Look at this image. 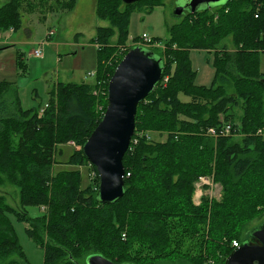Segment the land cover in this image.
<instances>
[{
  "label": "trees",
  "instance_id": "trees-1",
  "mask_svg": "<svg viewBox=\"0 0 264 264\" xmlns=\"http://www.w3.org/2000/svg\"><path fill=\"white\" fill-rule=\"evenodd\" d=\"M121 3L150 9L161 4L95 0L96 15L110 24L95 30L97 60L91 81H58L41 109L23 110L14 83L0 80V185L17 187L22 208L14 209L0 195L2 264H29L8 213L27 223V235L43 249L42 264H82L92 254L128 264L158 259L201 264L206 254L218 260L216 247L224 250L217 263L223 264L235 248L233 241L245 240L251 229L243 230L246 223L264 208V135L257 133H264V73L258 71V54L264 52V0H226L185 13L169 28L168 37L151 38L163 46V55H158L162 76L137 105L134 133L122 159V197L109 203L98 200L97 173L81 146L106 107L107 82L117 65L112 55L128 38L133 9H121ZM74 4L7 0L0 5V31L19 28L23 10L45 16L69 11ZM115 31L117 41L110 45ZM227 34L234 52L220 44ZM190 49L212 53L215 73L210 86L195 84ZM16 63L24 67L22 52L16 54ZM226 126L230 129L224 132ZM209 128L219 134H209ZM153 134L164 138L154 139ZM67 141L77 146L60 162L56 154ZM59 164L71 167L55 170ZM87 164L93 176L83 184L74 166ZM199 176L221 184V196L207 195L193 203ZM28 206L44 212L30 217ZM185 248L188 252L182 253Z\"/></svg>",
  "mask_w": 264,
  "mask_h": 264
},
{
  "label": "rangeland",
  "instance_id": "rangeland-1",
  "mask_svg": "<svg viewBox=\"0 0 264 264\" xmlns=\"http://www.w3.org/2000/svg\"><path fill=\"white\" fill-rule=\"evenodd\" d=\"M187 0H160L161 4L153 7L139 8L141 3H135L126 7L120 4L121 9L128 10L132 8L128 24V38L125 43L115 51L112 56L115 57L114 63L121 60L127 50L134 45H139L143 49L153 48L154 55L158 57L163 55V46L160 43H148L141 40L145 34L149 38L165 39L168 37L169 28L180 22L182 18L173 13L174 8ZM6 0H0V5ZM150 11H147L149 10ZM109 25L107 19L98 17L89 4L88 0H82L79 10L70 12L66 10H56L48 12L42 16L40 11L23 10L20 27L15 28L12 33L14 38H18L22 43H14L13 47L0 50V80L11 81L17 87L19 103L23 110L41 109L49 100V91L58 81L78 82L80 80H91L93 77L88 73L94 72L97 60V45L93 42L95 30L99 25ZM9 32V31H7ZM54 33V34H53ZM133 39V40H132ZM59 41L57 45L55 42ZM117 41V32L115 31L110 38V45ZM220 44H226L229 52L236 50L231 35L227 34L220 40ZM219 44V47H220ZM6 45V44H4ZM40 45L42 49L41 57H33L32 50ZM2 45H0L1 47ZM19 50V51H17ZM22 52L25 65L20 68L16 63V54ZM189 59L192 68L195 70L194 82L198 85L210 86L214 78L213 55L205 50L190 49ZM258 71L264 73V52L258 54ZM116 63V64H117ZM116 66V65H115ZM228 93L233 92L232 86L226 87ZM101 106L98 107L100 110ZM104 111V110H103ZM154 139L164 138L159 134H153ZM67 141L61 145V154H56V158L63 162L77 146L74 142ZM90 165L74 166L79 168L82 174L83 184L87 183L88 175H92ZM70 168L59 164L54 166L55 170ZM73 168V167H72ZM200 178V177H198ZM194 182V190L191 195L193 203H200L203 196L210 198H219L222 193L221 184L213 183L210 176L201 177L197 183ZM209 182V183H207ZM257 182L259 180L257 179ZM260 183L257 184L259 188ZM206 186V187H205ZM0 195H3L5 202L14 209L21 211L18 204V189L9 182L0 185ZM261 210V209H260ZM25 211L30 217L43 214V208L37 206L25 207ZM13 231L17 237L21 253L29 264L43 263V249L27 235L25 229L27 223L19 221L14 213L7 214ZM264 223V208L261 212L248 221L243 230L260 226ZM207 227V224H205ZM252 231V230H251ZM207 237V235H205ZM124 238V237H123ZM217 249L216 258L212 255H204L200 260L201 264H217L223 259L224 250ZM182 253L188 252L185 248ZM183 259L186 257L182 255ZM180 257V258H182ZM18 259L16 255L12 256ZM186 259V258H185ZM2 260H0V264ZM152 264H181L174 259H158Z\"/></svg>",
  "mask_w": 264,
  "mask_h": 264
},
{
  "label": "water",
  "instance_id": "water-1",
  "mask_svg": "<svg viewBox=\"0 0 264 264\" xmlns=\"http://www.w3.org/2000/svg\"><path fill=\"white\" fill-rule=\"evenodd\" d=\"M138 0H122L130 4ZM226 0H187L177 5V16L194 13ZM148 48L134 45L117 63L107 82L106 107L97 125L81 146L87 161L97 173V198L102 203L122 197L124 192L123 156L135 128L137 105L160 81L163 61ZM252 230V231H251ZM82 264H128L115 262L100 254L89 255ZM223 264H264V223L249 229L239 246Z\"/></svg>",
  "mask_w": 264,
  "mask_h": 264
},
{
  "label": "crops",
  "instance_id": "crops-1",
  "mask_svg": "<svg viewBox=\"0 0 264 264\" xmlns=\"http://www.w3.org/2000/svg\"><path fill=\"white\" fill-rule=\"evenodd\" d=\"M88 2H89V4L92 7L93 12L96 14V12H95V0H88ZM81 3H82V0H75L74 7L71 10H69V11L70 12L73 11L76 14V12L79 10V7L81 6ZM99 26H106V25L105 24H102V25H99ZM13 32H5L4 37H3V40L0 41V45H2L0 47V50L1 49L4 50V49H8L9 47H13V44L14 43H22L18 38H14L13 37V35H12ZM58 43H60V42L59 41H56L55 42V45H57ZM4 44H6V45H4ZM17 51H19V50H17ZM83 80H85V79H83ZM85 81H87V80H85ZM88 81H91V80H88Z\"/></svg>",
  "mask_w": 264,
  "mask_h": 264
},
{
  "label": "built area",
  "instance_id": "built-area-1",
  "mask_svg": "<svg viewBox=\"0 0 264 264\" xmlns=\"http://www.w3.org/2000/svg\"><path fill=\"white\" fill-rule=\"evenodd\" d=\"M11 30H12V28H9L7 31H9V32H11ZM7 31H0V41H2L3 40V37H4V34H5V32H7ZM141 40H143L144 42H147V44L148 43H151V38H149L147 35H145V34H143L142 35V38H141ZM32 56L33 57H41L42 56V49H41V46L40 45H37V46H35L34 48H33V50H32ZM88 76H91V77H93L94 76V72H91V73H88ZM42 111V110H41ZM229 126H226L225 128H224V132H227V131H229ZM208 133L209 134H211V135H217V134H219L214 128H209L208 129ZM257 133L258 134H262L263 132H262V130L261 129H258L257 130ZM72 143V142H71ZM201 180V177L199 178V181ZM208 183V182H207ZM233 246H235V247H237V246H239V244L234 240L233 241Z\"/></svg>",
  "mask_w": 264,
  "mask_h": 264
},
{
  "label": "bare ground",
  "instance_id": "bare-ground-1",
  "mask_svg": "<svg viewBox=\"0 0 264 264\" xmlns=\"http://www.w3.org/2000/svg\"><path fill=\"white\" fill-rule=\"evenodd\" d=\"M7 31V30H6ZM13 30H11V32H12ZM262 135H264V133H262ZM199 177H204V176H199ZM199 182V180L197 181V183ZM209 183V182H208Z\"/></svg>",
  "mask_w": 264,
  "mask_h": 264
}]
</instances>
